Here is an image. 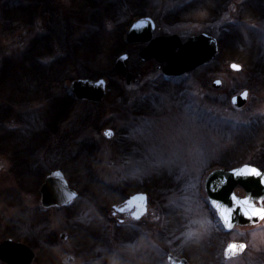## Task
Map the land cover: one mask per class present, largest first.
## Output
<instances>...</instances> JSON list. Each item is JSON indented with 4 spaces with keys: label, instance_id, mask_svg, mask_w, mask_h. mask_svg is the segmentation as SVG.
Masks as SVG:
<instances>
[{
    "label": "rangeland",
    "instance_id": "374dc122",
    "mask_svg": "<svg viewBox=\"0 0 264 264\" xmlns=\"http://www.w3.org/2000/svg\"><path fill=\"white\" fill-rule=\"evenodd\" d=\"M190 1L0 0V104L8 108L0 115V241L31 246L32 264H166L169 252L190 264L264 263V218L219 235L203 189L206 174L224 167L234 150L244 156L240 164L253 157L251 148H241L254 142L252 122L264 116V76L246 68L245 59L264 62V0H253L245 15L247 0H198L184 8ZM140 15L154 20V34L216 37L217 60L165 80L157 62L139 60L138 45L118 48ZM44 33L48 38L39 37ZM70 45L75 60L52 62ZM121 52L128 58L117 73L113 63ZM76 78H105L107 93L98 102H64L66 113L54 117ZM244 89L247 102L235 108L231 97ZM106 128L113 130L110 138ZM81 141L90 153H79ZM28 144L33 148L23 156ZM54 169L78 196L72 206L44 211L39 189ZM137 193L148 201L139 221L134 207L111 215ZM229 241L247 247L225 259Z\"/></svg>",
    "mask_w": 264,
    "mask_h": 264
},
{
    "label": "water",
    "instance_id": "95a60500",
    "mask_svg": "<svg viewBox=\"0 0 264 264\" xmlns=\"http://www.w3.org/2000/svg\"><path fill=\"white\" fill-rule=\"evenodd\" d=\"M153 27V22L149 18H142L134 22L127 33V41L133 43L149 40ZM217 52L216 39L206 34H200L189 38L183 45L177 42L174 37L157 38L152 40L139 55L142 59L154 57L159 62H165L166 66L162 69L165 75H180L211 60ZM126 57V55H121L115 61L114 69L117 72H122L125 69L124 60ZM232 64L229 65L231 69H233ZM240 69L241 66L239 69L233 70L238 71ZM131 78L132 75L128 73L126 82H130ZM212 85L218 88L221 81L216 79L212 82ZM70 90L78 99L97 102L105 93V80L102 78L98 80L77 78L71 81ZM245 92L247 93L246 96L243 95ZM247 98L248 91L243 90L231 97V103L240 108L245 105ZM103 134L110 138L113 131L106 129ZM252 168L255 167L244 164L231 170L217 169L212 171L206 178L207 198L227 231L235 226H253L263 219L259 216H252L249 219L248 216L244 215V210L248 209L250 204H254L257 208L262 207L263 200L260 197H264V182H262L264 181V172L255 168L261 173L260 176H257L251 172ZM236 187H241L244 190V197L235 194L234 189ZM40 193L44 207L68 205L75 196V192L69 188L62 173L58 170L46 177L40 188ZM245 198H247V202H245ZM213 201L216 203H213ZM133 207L137 208L135 212L137 215L134 218L138 219L145 212L146 195L143 193L134 194L125 201L123 206L115 207L112 214H115V212H129ZM229 209L230 211H228ZM222 213L228 215L231 227L225 224ZM60 237L65 238L66 234H61ZM230 243L233 242H229L224 248L223 256L225 258L237 257L245 250L246 245L243 243L245 247L242 250L237 251L235 254L229 253L226 255L225 250ZM235 243L240 244L242 242ZM34 255V252L28 246L12 239H5L0 244V260L8 264H32ZM67 260L71 261L72 258L67 257ZM167 261L169 264H189L185 259L176 258L171 254H168Z\"/></svg>",
    "mask_w": 264,
    "mask_h": 264
},
{
    "label": "trees",
    "instance_id": "16d2710c",
    "mask_svg": "<svg viewBox=\"0 0 264 264\" xmlns=\"http://www.w3.org/2000/svg\"><path fill=\"white\" fill-rule=\"evenodd\" d=\"M222 1V3L224 2V0H221ZM253 2V0H247V1H245L244 3H243V6L241 7V12H243V14H241V15H245L246 13H244V12H246V10H248V8H249V6L251 5V3ZM136 6H138V10L136 11V14H138L140 11L139 10H141L142 9V6H141V1L136 5ZM239 10H240V8H239ZM142 12V11H141ZM25 14H26V18H25V20H27V18L29 17H31L34 13H35V9H33V10H31L30 12H24ZM240 15V16H241ZM20 18H23V15L22 16H20ZM243 20V19H242ZM231 27H232V24L230 23L229 25H227V24H225V25H223V27H222V36L224 35L225 36V34H226V30H227V28H230L231 29ZM41 36H43L44 38H48L47 36L48 35H46V33H44V34H40L39 35V37H41ZM222 38V37H221ZM49 42V41H48ZM46 44V43H45ZM119 45H118V48H122V47H124V46H126V43L125 42H123V43H118ZM221 44V43H220ZM46 47V46H45ZM72 46L70 45V48H69V50L70 49H72V50H70V52H65V53H62L61 54V56L58 58V59H56L55 58V60H53L52 62H54V63H56V62H58V61H60V59H66V58H69L70 60H72V59H76V51L77 50H75V48H71ZM222 50V49H221ZM36 60V59H35ZM38 60H36V62H37ZM73 61V60H72ZM37 64L38 65H41V64H43V63H41V62H37ZM245 65H246V68H252L253 69V74H255V75H259V76H264V62H262V63H259V62H253V61H250V60H246L245 59ZM3 67V66H2ZM249 70V69H248ZM254 71H255V73H254ZM250 74H252V73H250ZM58 77H59V75L58 76H56V78L58 79ZM166 84V83H165ZM37 91V90H36ZM67 93V92H66ZM66 97H64L63 98V100H62V106L60 107V109H55V110H53V114H54V117H56V118H58V117H60L61 118V116H63L65 113H66V109H67V107L66 108H64V102L65 103H67L68 105L69 104H71L72 103V101L71 100H74V98L69 94V93H67V95H65ZM7 111H8V108L7 107H4V106H1V104H0V115H7L6 113H7ZM135 112H139V113H141V112H143V108H140V109H137ZM257 128V130H258V132L259 131H263L264 132V116H263V118L262 119H260V120H258V121H253L252 122V125H251V133H252V136H254V142H251L250 141V143H248L247 145H245L244 146V148H241V150L242 149H248V148H251L252 149V151H253V157L251 158V160H250V163H252V164H254V165H256V166H258L259 168H261V169H264V157H263V154L262 153H264V137H258L259 136V133L257 132L256 133V131H254L255 129ZM43 133V132H42ZM42 133H41V135H42ZM40 135V136H41ZM257 135V136H256ZM263 135H264V133H263ZM15 136H16V134H10V138H15ZM36 141H37V139H36ZM81 143H82V145H80V146H83V149L81 148H79L78 147V149H80V152L79 153H82V152H87V153H90V151L91 150H89V148L88 147H90L91 145H89V143H88V141H86V142H84V141H81ZM33 148V144L31 145H26L25 146V149H24V153H23V156H26L27 154H29V152L31 151V149ZM63 147L61 148V150H60V153H62L63 152ZM77 149V150H78ZM250 149V150H251ZM76 150V151H77ZM234 151H236V152H234ZM233 151V153H232V155L230 156L231 157V161H229V162H225V165L226 164H230V163H232L231 165H229V167H233V166H237V165H239L240 163H239V159H241V158H244V156H242L241 154L239 155V154H237V150H234ZM240 151V150H239ZM252 151H250V152H252ZM255 151H257V152H255ZM255 152V153H254ZM78 153V152H77ZM236 155V156H235ZM68 158H70V156L68 155ZM25 159V158H24ZM27 160V159H26ZM28 161V160H27ZM224 165V167H226ZM229 167H226V168H229ZM146 186V185H145ZM144 186V187H145ZM145 188H147V189H149V187H145ZM146 189V190H147ZM83 195V194H82ZM118 230H119V228H117ZM119 232V231H118ZM118 235H119V237L121 236H124V234L122 233V232H119L118 233ZM129 235V233L127 234V236Z\"/></svg>",
    "mask_w": 264,
    "mask_h": 264
},
{
    "label": "flooded vegetation",
    "instance_id": "af4514ba",
    "mask_svg": "<svg viewBox=\"0 0 264 264\" xmlns=\"http://www.w3.org/2000/svg\"><path fill=\"white\" fill-rule=\"evenodd\" d=\"M196 2H198V0H192V1H190V2H188L186 5H184V8L185 7H187V6H190V5H193L194 3H196ZM214 8H216V6H213ZM219 7H220V5H218V7L216 8V10H215V12H214V15H213V18H215L218 14H219ZM143 8V7H142ZM183 8V7H182ZM142 17H149V16H146V15H140V16H138L137 18L139 19V18H142ZM136 18V19H137ZM149 18H151V17H149ZM151 20L153 21V25H154V27H153V29H152V31H151V36H150V38H149V40L148 41H146V42H143V41H141V42H136V43H133L132 45H138V47H139V49L137 50V57L139 58V60L140 61H147V60H142L141 58H140V56L138 55L139 54V51L141 50V49H143V48H145L147 45H149V43L151 42V40H153V39H155V38H158V37H169V36H172V35H176L177 37H178V41L179 42H182V43H184L185 41H187L188 40V38L189 37H191V36H193V35H197V34H200V33H205V32H198V33H194V34H191V35H189V36H187L186 38H182L179 34H177L176 32H171V33H166V34H154V32H155V30H156V23L154 22V20L151 18ZM217 26H219L220 27V25L219 24H217ZM176 40H177V38H176ZM176 50H178V48H176ZM149 60H154L155 62H157L155 59H149ZM158 63V62H157ZM158 66H163V64H161V63H158ZM146 204H148V201H147V198H146ZM208 207V206H207ZM135 209L132 211V213H134V212H136V210H137V208L136 207H134ZM207 209H210L211 210V208H207ZM211 211H213V210H211ZM212 214V213H211ZM213 214H214V216H215V213H214V211H213ZM212 214V215H213ZM132 217L134 218V216L132 215ZM141 217V216H140ZM140 217L138 218V219H135L136 221H139L140 220ZM212 218L214 219L215 217H213L212 216ZM119 225L121 226L122 225V227H127L128 225H126L125 226V224H123V222L122 221H119ZM169 253H171V252H169ZM172 254V253H171ZM173 255V254H172ZM179 256V255H178ZM178 256H176V257H178ZM179 258H183V256L181 255V256H179Z\"/></svg>",
    "mask_w": 264,
    "mask_h": 264
},
{
    "label": "snow or ice",
    "instance_id": "6c2138e0",
    "mask_svg": "<svg viewBox=\"0 0 264 264\" xmlns=\"http://www.w3.org/2000/svg\"><path fill=\"white\" fill-rule=\"evenodd\" d=\"M231 67H232L233 69H239V68H240V65L233 63V64L231 65ZM243 95L246 96L247 93L245 92V93H243ZM251 172H252L253 174L257 175V176H260V175H261V173H260L257 169H255V168H252V169H251ZM262 182H264V181H262ZM234 198H235V197H234ZM260 199H261V200H264V197H260ZM245 202H247V198H245ZM213 203H216V202L213 201ZM121 211H123V209H121ZM228 211H230V209H229ZM222 214L224 215V222H225V224H226L228 227H231V223L229 222V217H228V215H227V214H224V213H222ZM132 215H133V216H136L137 213L134 212V213H132ZM244 215H245V216H248L249 219H251L252 216H259V217H261V218H264V207H259V208H257L254 204H250V205H249V208L244 210ZM244 247H245V245H244L243 243H240V244H237V243H235V242L230 243V244L228 245L227 249L225 250V254H226V255L229 254V253H231V254H235L237 251L242 250Z\"/></svg>",
    "mask_w": 264,
    "mask_h": 264
}]
</instances>
